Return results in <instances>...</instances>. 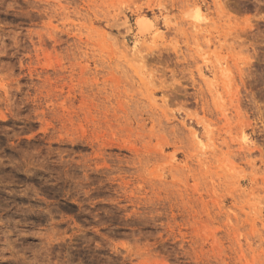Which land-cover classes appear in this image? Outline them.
Returning <instances> with one entry per match:
<instances>
[{"label":"rangeland","instance_id":"rangeland-1","mask_svg":"<svg viewBox=\"0 0 264 264\" xmlns=\"http://www.w3.org/2000/svg\"><path fill=\"white\" fill-rule=\"evenodd\" d=\"M0 264H264V0H0Z\"/></svg>","mask_w":264,"mask_h":264},{"label":"bare ground","instance_id":"bare-ground-1","mask_svg":"<svg viewBox=\"0 0 264 264\" xmlns=\"http://www.w3.org/2000/svg\"><path fill=\"white\" fill-rule=\"evenodd\" d=\"M188 15V14H187ZM188 16H190L191 18H193L197 23L199 22H203L205 20V17H203V15L201 14V10L196 8L192 13H190ZM206 22V21H205ZM131 30L132 32H134V39H135V42L133 45H129L128 46V50H127V54L126 55H133L134 53H138L137 51V47H138V42L141 40V39H144V38H147L149 35H151L152 33H154L156 31V27H155V22L154 20L147 16V15H144V14H139V15H136L135 18H134V21H133V24L131 25ZM125 42V41H124ZM124 52H125V49H124ZM126 53V52H125ZM132 57V56H131ZM140 58V57H139ZM142 59V58H141ZM136 63H137V60H136ZM140 63V62H139ZM227 72V71H226ZM223 73V72H222ZM149 78V77H148ZM149 81V80H148ZM228 82V81H227ZM228 84V83H227ZM229 88V87H228ZM227 88V90H228ZM218 97V96H217ZM224 114V113H223ZM225 117V116H224ZM241 130V129H240ZM227 131V130H226ZM242 139L243 140H246L247 139V136L245 134H243L242 136ZM200 144L201 142L198 141ZM210 143V142H208ZM210 145V144H209ZM216 151H218L216 149ZM223 160H224V157H223ZM229 161V159H228ZM229 163V162H227ZM232 163V162H231ZM220 165V164H219ZM224 165V164H223ZM227 167V166H226ZM231 168V167H230ZM221 169H226V168H221ZM220 170V169H219ZM233 170V168H232ZM222 171V170H221ZM227 171V170H226ZM234 171V170H233ZM232 172V171H231ZM240 172V171H239ZM226 173V172H225ZM228 174V173H227ZM238 174V173H236ZM231 180V179H230ZM257 190V189H256ZM255 190V191H256ZM257 201V200H256ZM261 201V200H260ZM260 203V202H259ZM247 204V203H246ZM250 204V203H249Z\"/></svg>","mask_w":264,"mask_h":264}]
</instances>
